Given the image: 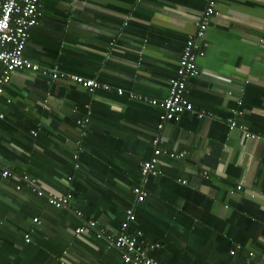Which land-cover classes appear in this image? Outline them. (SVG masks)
<instances>
[{
    "label": "crops",
    "instance_id": "crops-1",
    "mask_svg": "<svg viewBox=\"0 0 264 264\" xmlns=\"http://www.w3.org/2000/svg\"><path fill=\"white\" fill-rule=\"evenodd\" d=\"M40 1L25 57L151 99L166 96L204 6L203 0ZM203 38L199 75L189 80L187 96L211 116L188 112L163 124L165 148L184 156L160 157L167 176L149 179L142 204L132 188L137 163L152 155L157 113L111 92L89 95L76 83L12 75L0 95V172L39 179L72 199L54 209L25 186L16 191L3 181L0 264H122L119 251L94 231L74 230L87 217L114 237L129 208L147 241L159 244L150 254L160 264H220L234 245L264 264V143L228 123L264 137V0H218ZM86 117L82 137L76 123Z\"/></svg>",
    "mask_w": 264,
    "mask_h": 264
},
{
    "label": "built area",
    "instance_id": "built-area-1",
    "mask_svg": "<svg viewBox=\"0 0 264 264\" xmlns=\"http://www.w3.org/2000/svg\"><path fill=\"white\" fill-rule=\"evenodd\" d=\"M204 6L200 12L199 19L196 22V31L190 36L184 45L181 57L177 63L176 76L168 82L167 95L162 100L151 99L134 92H128L130 99L138 100L147 105L159 106L162 113L159 116L160 122L157 128L161 130L165 122H177L183 114L193 113L199 118L211 116L210 113L205 114L204 111H196L192 103L188 99L187 84L188 80L199 75L197 66V58L204 55V34L207 29L210 18L215 14L218 0H203ZM42 4L40 0H0V95L4 91V87L10 82L12 75L17 72H29L35 75H40L50 81L63 80L76 83L84 88L88 93L95 94L96 91L112 92V86L106 83H100L96 79H86L78 75L65 73L56 65L44 66L35 63L25 57L24 51L30 37V30L36 27L41 17ZM116 94L122 96L125 92L122 88H117ZM88 109V108H87ZM88 111V110H87ZM89 113V111H88ZM4 118V113L0 110V119ZM228 123L232 128H238L242 131L245 139L261 140L264 143V137H260L249 131L244 124H238L233 119H228ZM77 126L81 136L87 134V126L89 119L80 118L77 120ZM36 135V131H32ZM153 154L150 160L142 162L141 175L143 176L142 183L147 182L148 177H156L161 173L160 157L167 156L170 159H181L184 154L169 151L167 149H159L158 145L162 143L159 138L152 140ZM83 147L78 143V152L82 151ZM78 168V163L74 164ZM205 178L207 173L204 172ZM3 181H9L16 191H20L23 186L29 189L36 197L44 199L45 203L53 208H67L72 195L70 193H52L46 189L39 179L31 178L26 175L18 176L8 169L0 172V185ZM185 184L184 180H179ZM240 189V186L237 187ZM135 202H143L147 196L144 185L133 189ZM76 216L80 218L81 212H76ZM135 220L134 211L129 208L125 211V220L120 226V232L114 237H105L104 230L100 229L97 222L89 220L81 227L74 230L76 235H87L90 231L95 232L96 238H106L109 245L116 248L120 252L121 261L123 264H160L151 252L159 248V244L146 243L142 240L140 231L134 233L128 232L130 222ZM33 223L40 224L38 219H33ZM24 241H31L30 232L23 235ZM240 249L239 245L229 251V254L235 256L236 251ZM250 257H254L252 252H249ZM250 264L251 259L248 260Z\"/></svg>",
    "mask_w": 264,
    "mask_h": 264
},
{
    "label": "trees",
    "instance_id": "trees-1",
    "mask_svg": "<svg viewBox=\"0 0 264 264\" xmlns=\"http://www.w3.org/2000/svg\"><path fill=\"white\" fill-rule=\"evenodd\" d=\"M184 48V47H183ZM183 48H182V51H183ZM182 51H181V54H182ZM180 57H181V55H180ZM180 57H179V59H180ZM179 61V60H178ZM58 67V66H57ZM59 68V67H58ZM177 68V67H176ZM59 70H61L60 68H59ZM175 76H176V70H175ZM174 76V77H175ZM190 80V79H189ZM189 80H188V82H189ZM59 81V80H58ZM98 81V80H97ZM99 82V81H98ZM111 86V85H110ZM114 89L112 90V94L111 93H108L109 95L111 94V97L110 98H114V99H117V100H121V101H124V102H129V103H132V104H134V105H142L143 107H147V109L149 110V111H154L155 113H157L156 114V119L157 120H155V122H156V124H158V122H159V117L158 116H160L159 114H161L162 113V109L157 105V106H153V105H147V104H143V103H141V102H139L138 100H135V99H130L129 98V96H128V92H130V91H126L125 89H124V94L122 95V96H118L117 94H116V90L115 89H117L118 87H113ZM135 93V92H134ZM89 94V93H88ZM136 94H139V93H136ZM90 95V94H89ZM88 95V96H89ZM167 95V94H166ZM164 98V97H163ZM162 98V99H163ZM162 99H156V100H162ZM169 122H172V121H169ZM178 122V121H177ZM154 124V123H153ZM154 126V125H153ZM162 130V129H161ZM161 130H158L157 129V125H156V129L154 130V132H153V135H152V137L153 138H155V137H158L160 140H161V138H160V135H159V132L161 131ZM152 138V139H153ZM151 139V140H152ZM151 149H152V154H153V146L151 145ZM160 147V148H159ZM158 148L159 149H168V148H165V146H164V142L162 141V143H160L159 145H158ZM152 157V155L150 156V157H146V158H144L143 160V162H145V161H147V160H150V158ZM142 163V162H141ZM140 163H137V174H138V177H137V180H136V182H135V184H134V187L133 188H135V187H139V186H142V185H145L146 186V184H147V182L149 181V179L150 180H153L154 178H160V177H165V176H167V175H165L164 173H162V170H161V173L158 175V176H156V177H148L147 178V182L146 183H142V179H143V176L141 175V166L139 165ZM161 168V167H160ZM178 181V180H177ZM144 186V187H145ZM133 188H132V190H133ZM144 201H145V199H144ZM144 201L143 202H139V203H144ZM54 209H56V208H54ZM61 209H66V208H60L59 210H61ZM138 211V210H137ZM134 213H135V215H136V211H134ZM123 218L125 219V216L123 215L122 216V220H123ZM90 219L89 218H87V217H85V218H83V222H84V224H85V222H87V221H89ZM138 221V219L136 218V216H135V220L133 221V222H130V224H129V228H128V232L129 233H134V232H136V231H140L141 232V234H142V240H144L146 243H152V244H156V243H153V242H149V241H147V238H146V235L143 233V230L141 229V227L139 226V222H137ZM121 224H122V222H121ZM99 226V225H98ZM121 226V225H120ZM99 228L100 229H103L104 230V234L106 235V231H105V229L104 228H101L100 226H99ZM119 232H120V229H119ZM118 232V233H119ZM118 233H116V234H118ZM97 239H105L106 240V238H104V237H102V238H97ZM106 246H107V248L108 249H112V250H116V251H118L116 248H114V247H112V246H110L109 245V242L106 240ZM235 246L236 245H234V246H232L233 248H235ZM241 248V247H240ZM240 250L241 249H239V250H237L236 251V254L238 255V257L237 256H232V255H230L229 254V250H228V255H227V258H226V260L224 261V262H222V263H220V264H230L232 261H234V259H235V257L236 258H238L237 260H236V263L237 264H245L246 262H247V259L249 260V259H251V261H252V259H254V257H250L249 256V253H246L245 255L244 254H242L241 252H240ZM240 252V253H239ZM120 253V252H119ZM239 253V254H238ZM235 254V255H236ZM122 262V261H121ZM248 263V262H247ZM252 263H255L254 261H252ZM61 264H64L63 262H61ZM123 264V263H122ZM248 264H250V263H248Z\"/></svg>",
    "mask_w": 264,
    "mask_h": 264
}]
</instances>
